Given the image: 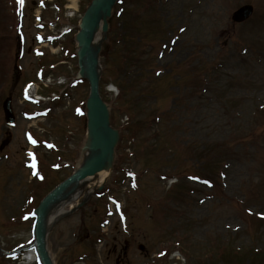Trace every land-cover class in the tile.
I'll use <instances>...</instances> for the list:
<instances>
[{
    "label": "rangeland",
    "instance_id": "374dc122",
    "mask_svg": "<svg viewBox=\"0 0 264 264\" xmlns=\"http://www.w3.org/2000/svg\"><path fill=\"white\" fill-rule=\"evenodd\" d=\"M49 1L0 0V144L9 139L0 150V264H25L34 209L76 168L86 138L89 88L74 33L90 0L77 12ZM245 4L252 16L234 24ZM105 23L99 95L117 134L112 174L72 206L109 203L112 215L95 244L81 237L90 232L81 221L93 218L86 206L61 219L46 240L51 261L264 264V0H115ZM37 34L58 39L40 44ZM28 82L45 102L23 99Z\"/></svg>",
    "mask_w": 264,
    "mask_h": 264
},
{
    "label": "water",
    "instance_id": "95a60500",
    "mask_svg": "<svg viewBox=\"0 0 264 264\" xmlns=\"http://www.w3.org/2000/svg\"><path fill=\"white\" fill-rule=\"evenodd\" d=\"M114 0H94L82 17L80 31L76 36L79 47L78 59L81 72L85 74L89 81L90 94L86 103L88 129L91 135L90 149L97 152V155L86 162L79 170H76L70 177L54 188L39 204L35 211L36 221L34 228V246L40 255L44 264H50L45 250V232L43 222L45 214L50 205L59 200L63 191L71 184L83 180L84 178L95 174L105 158L111 154L114 136L108 128V114L106 107L102 104L97 92V55L99 49L91 47L93 34L98 26L99 20L110 14L111 6ZM252 12L249 6L242 7L232 16L235 22H241L247 19ZM106 29L103 26V31ZM5 120L8 124L13 123V115L10 108V99L3 103ZM103 131L112 134L105 135ZM3 142L1 148L6 145Z\"/></svg>",
    "mask_w": 264,
    "mask_h": 264
},
{
    "label": "bare ground",
    "instance_id": "6f19581e",
    "mask_svg": "<svg viewBox=\"0 0 264 264\" xmlns=\"http://www.w3.org/2000/svg\"><path fill=\"white\" fill-rule=\"evenodd\" d=\"M76 1L77 0H70V5L68 6V8L70 9L76 8ZM102 23L103 21L100 20L99 25L93 35L92 44H91L93 48H98L103 39V34L101 32ZM99 76H100V67L98 68V77ZM109 89L113 91L112 88ZM103 133L105 135H109L110 137L112 136V134L109 132L108 134H106L103 131ZM90 141H91V136L89 131H87L85 142L82 146L81 154L79 156L76 165V170H79L86 162H88L90 159H92L94 156L97 155V152L92 151L90 149ZM110 161H111V155L109 154V156L105 158L104 162L102 163L99 170L95 174L88 176L79 182L71 184L63 191L59 200L48 208L43 222V228L46 234V240L49 232L53 229L57 220L63 217L68 210L73 209L72 204L79 197L84 187L88 189L87 193L85 194V197L88 198L95 187L104 184L108 180V178L112 174ZM66 208L68 210H66ZM36 256L37 254L35 253V251L27 250L23 255V261L25 262V264H30L35 260ZM51 264L54 263L51 261Z\"/></svg>",
    "mask_w": 264,
    "mask_h": 264
},
{
    "label": "flooded vegetation",
    "instance_id": "af4514ba",
    "mask_svg": "<svg viewBox=\"0 0 264 264\" xmlns=\"http://www.w3.org/2000/svg\"><path fill=\"white\" fill-rule=\"evenodd\" d=\"M89 212L91 215H93L95 217L96 215H99V214L102 215L103 214V208L99 207V206H93V208H91ZM99 224L100 223H95V228L97 230H100V228H101V224L100 225Z\"/></svg>",
    "mask_w": 264,
    "mask_h": 264
},
{
    "label": "snow or ice",
    "instance_id": "6c2138e0",
    "mask_svg": "<svg viewBox=\"0 0 264 264\" xmlns=\"http://www.w3.org/2000/svg\"><path fill=\"white\" fill-rule=\"evenodd\" d=\"M19 3H20L21 5H23L24 0H19Z\"/></svg>",
    "mask_w": 264,
    "mask_h": 264
},
{
    "label": "trees",
    "instance_id": "16d2710c",
    "mask_svg": "<svg viewBox=\"0 0 264 264\" xmlns=\"http://www.w3.org/2000/svg\"><path fill=\"white\" fill-rule=\"evenodd\" d=\"M226 263H228V262L226 261ZM228 264H230V263H228ZM231 264H238V263H236V262H235V263H233V262H232Z\"/></svg>",
    "mask_w": 264,
    "mask_h": 264
}]
</instances>
